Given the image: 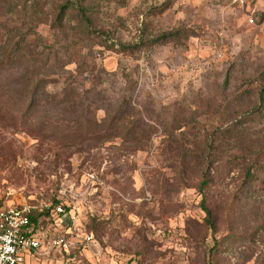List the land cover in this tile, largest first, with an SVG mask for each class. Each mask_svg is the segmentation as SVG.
<instances>
[{
	"label": "rangeland",
	"instance_id": "rangeland-1",
	"mask_svg": "<svg viewBox=\"0 0 264 264\" xmlns=\"http://www.w3.org/2000/svg\"><path fill=\"white\" fill-rule=\"evenodd\" d=\"M100 2L108 44L176 35L132 55L71 26L35 28L30 51L11 42L0 208L65 207L40 224L33 263L264 264V186L242 187L252 159L264 164V1ZM6 15L0 55L19 36Z\"/></svg>",
	"mask_w": 264,
	"mask_h": 264
},
{
	"label": "trees",
	"instance_id": "trees-1",
	"mask_svg": "<svg viewBox=\"0 0 264 264\" xmlns=\"http://www.w3.org/2000/svg\"><path fill=\"white\" fill-rule=\"evenodd\" d=\"M100 7V0H0V9L8 16V24H3V28L11 32L17 31L19 33L16 40L10 39L4 44L1 51L2 55H0V67L22 56L20 55V51H16L15 53L12 51L13 44L11 42L17 43L18 45L20 43H27L28 50L30 51L31 44L29 45V43L34 42L29 40V36L35 28L44 24H49L50 27L56 30H64L68 26H71L77 32L85 33L87 37L96 35L101 39L100 44L105 45L104 43H107V35L95 25V16L99 12ZM175 35L168 33L155 39L142 40L129 45L119 43L118 45L112 41L110 44L107 43V46L117 52L132 55L145 47L153 46L159 42L170 41L171 38H175ZM42 82H44L43 79L35 85V94ZM261 99L264 100V87L262 89ZM213 179V176H210V169H208L199 185V192L202 195L201 205L206 213V221L213 232H216V217L208 204L209 199L207 195V188L213 182ZM249 185L264 186V164L258 160V157H254L251 166L246 168L242 187L243 189L246 188L247 191ZM48 215V213H40L33 217V221L40 226L42 223H39L40 218ZM216 242L218 244L219 241L216 240Z\"/></svg>",
	"mask_w": 264,
	"mask_h": 264
},
{
	"label": "built area",
	"instance_id": "built-area-1",
	"mask_svg": "<svg viewBox=\"0 0 264 264\" xmlns=\"http://www.w3.org/2000/svg\"><path fill=\"white\" fill-rule=\"evenodd\" d=\"M264 0H230L239 6H250ZM65 207L51 202L9 205L0 209V264H23L28 257L40 251L39 225L35 215L48 213L40 222L64 214ZM64 240H61L62 242ZM67 248L68 244L63 243Z\"/></svg>",
	"mask_w": 264,
	"mask_h": 264
},
{
	"label": "crops",
	"instance_id": "crops-1",
	"mask_svg": "<svg viewBox=\"0 0 264 264\" xmlns=\"http://www.w3.org/2000/svg\"><path fill=\"white\" fill-rule=\"evenodd\" d=\"M34 258L31 256V257H28L27 259H26V261L23 263V264H41L40 262H36V263H33V260ZM36 261V260H35Z\"/></svg>",
	"mask_w": 264,
	"mask_h": 264
}]
</instances>
